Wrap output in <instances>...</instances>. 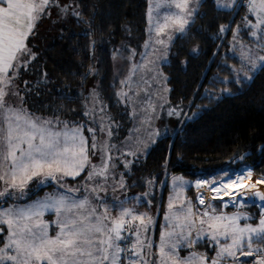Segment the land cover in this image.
<instances>
[{"label":"snow or ice","instance_id":"snow-or-ice-1","mask_svg":"<svg viewBox=\"0 0 264 264\" xmlns=\"http://www.w3.org/2000/svg\"><path fill=\"white\" fill-rule=\"evenodd\" d=\"M202 3L203 0H155L150 4L147 13L149 40L144 47L151 52L142 54L143 61L133 63L128 76L120 83L131 91L133 77L138 72L154 70L153 80L166 82L167 76L155 69L156 62L167 64L174 41L188 38L200 16ZM213 4L218 12L246 7L248 14L242 23L259 50L264 51V0H247L246 5L241 0H213ZM53 7L63 16L68 14L71 5H61L59 0H0V198L4 199V206H0V264H264V192L257 187L264 184V176L254 184L244 185L242 182L251 179L252 175V170L246 169L235 175L225 172L219 180L195 181L197 190L206 187L214 194L206 203L204 195L198 193V205L205 206L202 209L194 206L191 200L181 199L189 182L180 176L172 177L174 195L169 197L164 229L153 258L154 245L149 231L155 223L154 218L148 212L137 211L142 203L151 204L148 197L152 194L153 180L147 181L149 191L127 196L124 174L117 179L113 171L116 158L111 152L116 146L110 143L113 135L111 118L105 125V117H101L97 129L61 120L58 115L36 116L24 106L25 96L16 81L21 69L27 71L36 59L27 42L40 20L51 15ZM71 14L82 19L76 8H72ZM231 30L230 25H220L219 35ZM240 31L241 26L237 25L233 42L234 46L240 44L241 58L247 65V71L241 68L243 79L238 81L244 83L253 81L257 71H264V55L246 48L238 39ZM200 51L197 45L189 50V55L195 58ZM136 55L132 49L127 59L132 60ZM149 56L154 58L149 59ZM118 58H123L120 50L113 54L114 60ZM181 63L187 67V60ZM89 71L94 73L95 69ZM43 75L47 77V73ZM23 87L26 92L32 90L26 80ZM163 91L171 90L164 87ZM10 96L18 97L19 105L9 103ZM117 96L125 101L132 99L129 92L123 90ZM90 98L93 108L83 113L86 117L93 114L99 101L96 89L92 90ZM149 108L152 112L156 110L150 102ZM100 111L104 112V107ZM182 111L173 107L167 114L180 117ZM150 121L151 117L146 116L142 124L150 126ZM85 128L91 133V143L84 135ZM97 131L106 133L108 139L98 142ZM162 134L159 130L149 132L147 141H136L135 150L128 146H125L128 150H118L120 156H132L137 160L140 155L146 156ZM97 154L100 164H94L90 159ZM132 164V160H123L125 169H130ZM86 169L84 179L87 183L83 188L89 195L76 198L73 194L81 189L68 188L63 181L66 178L75 180ZM34 180L39 184L54 181L62 191L50 193L24 207L7 206L8 199H23ZM109 181H112L113 192L124 190V199L114 197L109 204L100 195L107 193ZM217 199L222 202V208H240L249 202L258 206L260 213L256 223L241 224L242 220H252L246 213L218 212L211 203ZM176 200L181 203H174ZM128 204L132 206H126ZM49 211L57 218L55 235H50L49 224L42 220ZM113 211L117 212L115 216ZM202 240H207L209 247L214 248V256L210 258L206 253L197 252H191L187 257L179 256L181 248H192Z\"/></svg>","mask_w":264,"mask_h":264},{"label":"trees","instance_id":"trees-1","mask_svg":"<svg viewBox=\"0 0 264 264\" xmlns=\"http://www.w3.org/2000/svg\"><path fill=\"white\" fill-rule=\"evenodd\" d=\"M59 3L71 5L68 14L61 16L53 7L51 15L40 20L28 39L36 59L27 71L21 69L19 87L25 96L24 106L36 115H58L61 120L97 129L101 117H105V125L110 117L113 144L131 124L126 101L117 96L113 54L120 45L128 54L140 49L146 37L148 0ZM72 8L81 13L82 19L71 14ZM233 11L218 12L213 0H203L188 38L174 41L164 64L171 90L169 100L176 108L188 106V110L184 116L181 112L170 131L161 132L146 156L140 155L138 160L134 157L130 172L125 174L128 181H133L129 182L132 193L147 192V181L152 179L156 184L153 198L163 177L172 174L195 179L225 169L251 167L264 175V71L254 73L253 81L238 82L243 79L241 68L247 71V65L238 56L240 44L234 46L229 41L237 20L217 49L219 27L230 24ZM238 39L264 55L246 28H241ZM197 45L201 51L194 58L189 50ZM184 60L187 67L181 63ZM90 69L95 72L90 73ZM25 80L31 92L24 90ZM93 89L99 93V101L93 114L86 117L83 113L93 108ZM181 117L183 121L176 128ZM97 135L99 142L108 139L106 133L97 131ZM142 207L145 209L146 204Z\"/></svg>","mask_w":264,"mask_h":264},{"label":"rangeland","instance_id":"rangeland-1","mask_svg":"<svg viewBox=\"0 0 264 264\" xmlns=\"http://www.w3.org/2000/svg\"><path fill=\"white\" fill-rule=\"evenodd\" d=\"M154 3H155V0H148L147 13H148V9H149L150 4H154ZM246 4H247V2L244 5H246ZM247 14H248L247 8L244 6H241L239 8L234 9V11L232 13L231 22L229 24L231 26V29H232L233 25L235 24L233 32H235L237 25H240V26L242 25L241 28H243V29L246 28L243 25L242 20H243V17H245ZM236 20H237V22L234 23ZM148 29H149V20H148V16H147L146 37L143 40L140 49L137 51V55L132 60H128L127 57L129 56L130 53L128 54V51L124 49V45H120L117 48V50H120V52L123 54V58H118L114 62L115 73H116V82H117V84H116L117 92H120L121 90H123V91L129 92V96L132 97V99L130 101H126L128 113H129V116L131 119V124L129 126L127 133L123 137L118 139L117 142L113 143L116 146V148L113 149L111 152V155L114 158H116L114 161L116 167L113 170L115 177L118 179L121 173L124 174V179H125V182L128 186L127 187V193H126L128 197L139 195L137 193H132V191H131L132 187L130 186V183H133V181H131V182H130V180L128 181V179L125 175L126 173L130 172L131 167H130V169H125L123 166V160L124 159H128V160L133 161L134 157H132V156L122 157V156H120V151H118V150H121V151L128 150V148L125 146L131 147L132 150H135V145H136L137 140L147 141L148 136H149V132H153L155 130H159L160 132H163V131H165V129H167L170 131L172 128V125L175 123V120L178 118L176 116L170 117L167 114L168 110L170 108L175 107V106H173L170 103L169 91L168 92L163 91L164 87L169 89L168 82L167 81L166 82H163V81L158 82L156 80H153V76H155V70L152 72H148V71L138 72L137 75L133 77V81L131 83V91H129L128 87H126L125 85L120 83L121 80H124L128 76L129 71L132 67V64L133 63H136V64L141 63L143 61V58H144L142 54L151 52V49H146L144 47L145 43L149 40ZM233 32H232V36L230 38L231 40H229L232 43H233ZM226 33H224L221 36V38L218 42V45H217V49L221 48V46H222L221 44L225 40ZM249 36H250V34H249ZM250 38L253 40V38L251 36H250ZM156 47H159V45H157ZM238 49H239L238 56L241 57L240 48L238 47ZM156 55H161V53H157ZM153 58L154 57L149 56V59H153ZM168 58H169V55H168L167 59ZM155 69L162 72L165 76H167V74L164 70V63H162L161 61L156 62ZM145 81L147 83H145ZM16 84L19 87V79L16 81ZM135 93H139V95L137 96V95H135ZM8 100H9V103L13 104L14 106L19 105V103H20L19 98L16 96H10V97H8ZM165 101H167V102H165ZM149 102L156 106L155 112H152L151 109L149 108ZM145 109H147L148 111L145 112ZM187 110H188V106H186L185 109H183L181 116H184L186 114ZM134 112H135V115H133ZM34 115H36V114H34ZM36 116H40V117H44V118H50V116H42V115H36ZM146 116L151 117L150 126L147 123L142 124V121L145 120ZM182 121H183V119L181 117L180 121H178L176 128H178V126L182 123ZM84 135L86 137H89V143H91V133H89L86 130V128L84 131ZM157 138H156V140H157ZM97 140H98V135H97ZM152 146H153V144L151 145V147ZM90 159H91V162L94 164H100L101 163L99 154L91 156ZM246 169H251L252 175H251V179H245L242 182L244 185L254 184L258 179H260L262 176H264L263 174H259V173L255 172L251 167H243L239 170H227V169H225V171H222L219 174L206 176V177H197L195 179H191L189 176H185L182 174H172L167 179H166V177H163L161 184L157 185V189H156L157 192L155 193V196L152 198V194L155 191L154 187L156 185L153 182V186H152L153 189H151L152 194L150 197H148V199L151 200V204L146 205L145 209H144V207H142V204L137 208L138 212H148L150 215L153 216L154 221H155L154 225L151 227V229L149 231V235H150V237L153 241V245H154V247H153V258H155V254L157 251L156 246H158V244H159L160 233L164 229V225H165L164 215L168 211L169 197L174 195L173 188H172V177L180 176V177H183L184 180L189 182V185H187L185 187V190L182 193L181 199L191 200V202L194 206L202 209L205 206H199L198 205V202L196 199L197 194L205 191L204 196H207L208 201H209L210 197L213 196L214 194L212 192L208 191L206 187L197 190L194 186L195 181L205 180V179L209 180V181H211L213 179L219 180L225 172H227L231 175H235V174L244 172ZM86 172H87V169L85 170L84 173L81 174L80 177L76 178V181H71V180H73L71 178H66L63 181L65 186L68 188H80L81 189V191L79 193L73 194L76 198H81L82 196L89 195V193L87 191H85L83 188V185L85 183H87V181L84 179ZM111 184H112V181H109L107 193H103V192L100 193V195L102 197H104L109 202V204L112 203V198L118 197L120 199H124V196H125L124 190L118 189L117 191L113 192ZM43 186H45V187H43ZM261 186H264V184L260 185V187H259V185H257L259 190L264 192V189L263 188L261 189ZM29 189H30V191L27 193V195L23 199H15V198L8 199L7 200V206L17 204L20 207H24L27 204H31L33 201L47 197L50 193H54V192L58 193V192L62 191L60 186L56 182L51 181V180H49L43 184H39L34 180L31 184H29ZM40 189H42L40 193H36L33 196H30L31 194L37 192V190H40ZM253 191H255V189H253ZM28 196H30V197H28ZM174 203L179 204V203H181V200H176V201H174ZM211 203L217 208L218 212L223 210L224 212H226L228 214H233L236 212L246 213L252 217V220H250V221H243L242 220L241 224H243L245 222H251V223L255 224L258 217H259V213H260V208L258 206H253L251 204V202H249V204L245 205L244 207H240V208H236V207H232V206H229L227 208H222V202L219 199H217L215 201H211ZM257 204H259V203L257 202ZM0 206H4V199L3 198H0ZM126 206L131 207L132 204H128ZM116 214H117L116 211L112 212L113 216H115ZM56 219H57L56 216L51 211L47 212L42 217V220L45 223L49 224V226H50L49 227L50 235H55L56 231L58 230L56 228V225H55ZM130 238L134 239V237H130ZM191 252L206 253L208 255V257H210V258L215 255L214 248L209 247V242L207 240H202V241L198 242L192 248H181V250L179 251V256L180 257H187L189 255V253H191ZM248 259H252V258H248Z\"/></svg>","mask_w":264,"mask_h":264},{"label":"built area","instance_id":"built-area-1","mask_svg":"<svg viewBox=\"0 0 264 264\" xmlns=\"http://www.w3.org/2000/svg\"><path fill=\"white\" fill-rule=\"evenodd\" d=\"M246 2H247V0H241V3H242V4H245ZM204 193H205V191L202 192L203 195H205ZM197 196H198V194H197ZM197 196H196V199H197ZM207 201H208V198H206V202H207ZM258 203H259V202H258ZM130 239H131V238H130Z\"/></svg>","mask_w":264,"mask_h":264},{"label":"bare ground","instance_id":"bare-ground-1","mask_svg":"<svg viewBox=\"0 0 264 264\" xmlns=\"http://www.w3.org/2000/svg\"><path fill=\"white\" fill-rule=\"evenodd\" d=\"M205 197V199L207 198V196H204ZM210 197V196H209ZM225 199H228L227 197H225ZM260 203V202H259Z\"/></svg>","mask_w":264,"mask_h":264},{"label":"water","instance_id":"water-1","mask_svg":"<svg viewBox=\"0 0 264 264\" xmlns=\"http://www.w3.org/2000/svg\"><path fill=\"white\" fill-rule=\"evenodd\" d=\"M257 202H259V201H257Z\"/></svg>","mask_w":264,"mask_h":264}]
</instances>
